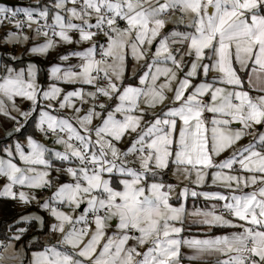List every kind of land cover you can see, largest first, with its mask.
<instances>
[{
	"label": "snow or ice",
	"instance_id": "1",
	"mask_svg": "<svg viewBox=\"0 0 264 264\" xmlns=\"http://www.w3.org/2000/svg\"><path fill=\"white\" fill-rule=\"evenodd\" d=\"M6 24L0 264H264V0H35Z\"/></svg>",
	"mask_w": 264,
	"mask_h": 264
},
{
	"label": "rangeland",
	"instance_id": "2",
	"mask_svg": "<svg viewBox=\"0 0 264 264\" xmlns=\"http://www.w3.org/2000/svg\"><path fill=\"white\" fill-rule=\"evenodd\" d=\"M1 1V0H0ZM6 1H10V2H17V3H20V5L19 6H15V7H26V6H29V5H34L35 4V0H6ZM0 5H5V4H2L1 2H0ZM7 6V5H6ZM9 7H11V6H9ZM15 7H13V8H15ZM11 28V25H7L6 24V26L3 28V30H2V35L0 34V37H3V35L5 34V32L7 31V30H9ZM29 35H30V33H29ZM29 43H31V41L29 42ZM27 46V45H26ZM71 47H73V46H68V45H65V46H63V47H61V48H59V49H57V50H53V51H51L49 54H48V56L47 57H39V58H41L44 62H45V64H46V61H48V66H50L52 63H61V62H59L58 60H57V53L58 52H60V53H64V52H66L69 48H71ZM18 51H22V49H18ZM76 61H75V59H73V60H71V61H69V62H63L64 64H65V66H66V64L67 63H75ZM46 78H47V74H46ZM44 81H46V79L45 80H43V79H41V82H44ZM63 87L66 89V90H72L75 86H73V85H63ZM23 106H26V105H23ZM0 119H2V117H0ZM46 143H49V144H51V141H46ZM3 183V181H2V179H0V184H2ZM193 203H195V206L196 207H205V206H207V204H208V202H205V201H203V200H198V201H195V202H193L192 200H189V202H188V207H189V209H192V207H193ZM188 231H190V230H188ZM188 231H186L185 233H184V235L185 236H189V233H188ZM211 231H214V229H212ZM228 231H231V229H224L223 231L221 230V231H219V232H216V234L215 235H219V234H224L225 232H228ZM214 235V234H213ZM211 236V235H210ZM189 237H193V236H189ZM205 237V236H204ZM204 237H202V238H204ZM198 238V237H197ZM186 250V249H185ZM184 250V251H185ZM185 264H187V262L185 261Z\"/></svg>",
	"mask_w": 264,
	"mask_h": 264
},
{
	"label": "trees",
	"instance_id": "3",
	"mask_svg": "<svg viewBox=\"0 0 264 264\" xmlns=\"http://www.w3.org/2000/svg\"><path fill=\"white\" fill-rule=\"evenodd\" d=\"M2 50V49H0ZM38 60V62L40 63V65L42 67L44 66H48V61L45 62L41 59V58H35ZM41 79L45 80L46 79V73H42ZM0 208H3L6 210V214L5 212H0V219H4V218H9L11 217L15 212L17 211H21L20 209H13L11 208V202L10 201H2L0 200Z\"/></svg>",
	"mask_w": 264,
	"mask_h": 264
},
{
	"label": "crops",
	"instance_id": "4",
	"mask_svg": "<svg viewBox=\"0 0 264 264\" xmlns=\"http://www.w3.org/2000/svg\"><path fill=\"white\" fill-rule=\"evenodd\" d=\"M6 25L4 26H0V34L2 35V30L3 28L5 27ZM31 35V33H30ZM223 231L224 229H214V231H205L203 230L202 228H200L199 226H196V225H193L190 229V231H188L189 233V236H193V237H198V238H202L204 236H210V235H213V234H216V232H219V231ZM185 251H188V250H185Z\"/></svg>",
	"mask_w": 264,
	"mask_h": 264
},
{
	"label": "water",
	"instance_id": "5",
	"mask_svg": "<svg viewBox=\"0 0 264 264\" xmlns=\"http://www.w3.org/2000/svg\"><path fill=\"white\" fill-rule=\"evenodd\" d=\"M2 4H5L7 6H11V7H15V6H19L20 3L17 2H10V1H6V0H1L0 1Z\"/></svg>",
	"mask_w": 264,
	"mask_h": 264
}]
</instances>
